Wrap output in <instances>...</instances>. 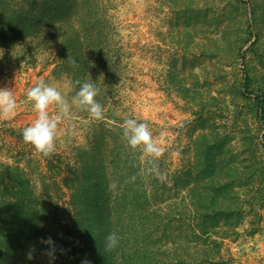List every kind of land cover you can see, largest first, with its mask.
I'll return each instance as SVG.
<instances>
[{"label":"trees","instance_id":"trees-1","mask_svg":"<svg viewBox=\"0 0 264 264\" xmlns=\"http://www.w3.org/2000/svg\"><path fill=\"white\" fill-rule=\"evenodd\" d=\"M109 1L0 0V52L29 65L47 53L53 75L64 73L75 92L93 84L104 109L88 146L74 148L65 176L57 180L45 158L43 195L24 170L0 162V264H49L42 255L48 246L40 243L48 237L57 246L53 264L85 258L90 264H232L227 241L239 235L245 207L257 199L234 134L219 126L215 98L199 100L191 156L173 170L160 160L163 182L148 171L123 138L116 112L105 110L120 67ZM259 88L257 108L264 113V79ZM184 91L193 104L195 95ZM52 188L65 189L67 200L54 201ZM112 232L118 244L108 252ZM30 246L32 260L26 259Z\"/></svg>","mask_w":264,"mask_h":264},{"label":"rangeland","instance_id":"rangeland-1","mask_svg":"<svg viewBox=\"0 0 264 264\" xmlns=\"http://www.w3.org/2000/svg\"><path fill=\"white\" fill-rule=\"evenodd\" d=\"M109 2L120 67L105 110L116 112L122 124L128 118L148 122L165 149L160 160L173 170L191 156L199 100L215 98L211 107L219 126L233 132L240 166L252 173L257 198L245 207L239 235L227 241L232 264H264V113L255 97L264 79V0ZM11 54L0 52V88L13 89L17 110L12 119H0V162L24 170L43 195L49 173L45 158L52 161L57 180L65 176L74 148L88 146L97 120L73 107L71 118L58 127L55 152L36 153L22 137L36 117L27 90L43 79L69 102L76 92L64 73L52 74L47 53H38L30 65L13 62ZM184 89L195 95L193 104L183 98ZM56 111L50 106V115ZM66 193L52 188L51 197L61 203Z\"/></svg>","mask_w":264,"mask_h":264},{"label":"clouds","instance_id":"clouds-1","mask_svg":"<svg viewBox=\"0 0 264 264\" xmlns=\"http://www.w3.org/2000/svg\"><path fill=\"white\" fill-rule=\"evenodd\" d=\"M98 89L91 83L85 82L80 85L79 90L67 100L57 87L46 83L43 79L39 80L35 86L26 92V99L32 103L36 117L32 124L23 129L22 137L25 144L31 145L35 152L43 157H49L55 152L56 134L59 125L66 119L71 118L72 108L87 112L92 120H102L104 109L95 97ZM54 106L55 115H50L49 108ZM17 110V102L13 94V89L0 88V119H12ZM123 138L127 145L133 150L138 151L140 159L151 167L149 172H154L158 179L163 182L166 177L159 171V161L163 157L165 149L161 143L154 139L153 133L146 121H138L135 118L126 119L121 125ZM143 174V170L141 172ZM133 180L135 177L132 178ZM110 190L115 188V184H110ZM41 244L47 245V250L42 253L53 264L56 259L57 246L51 237L41 239ZM118 236L115 232L108 234L105 238V250L111 252L117 247ZM35 246H30L26 253V259L34 258ZM61 252L63 250L61 249ZM82 264H90L85 258Z\"/></svg>","mask_w":264,"mask_h":264}]
</instances>
